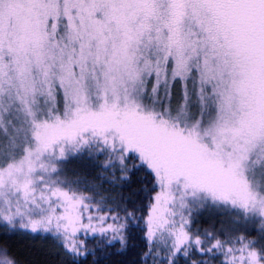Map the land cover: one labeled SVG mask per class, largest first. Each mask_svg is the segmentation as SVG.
Instances as JSON below:
<instances>
[{
  "label": "snow or ice",
  "instance_id": "obj_1",
  "mask_svg": "<svg viewBox=\"0 0 264 264\" xmlns=\"http://www.w3.org/2000/svg\"><path fill=\"white\" fill-rule=\"evenodd\" d=\"M20 234L42 264H264V0H0V264Z\"/></svg>",
  "mask_w": 264,
  "mask_h": 264
},
{
  "label": "trees",
  "instance_id": "obj_2",
  "mask_svg": "<svg viewBox=\"0 0 264 264\" xmlns=\"http://www.w3.org/2000/svg\"><path fill=\"white\" fill-rule=\"evenodd\" d=\"M86 165L81 161L71 160L67 164V170L71 173L73 170H85ZM217 214V212L213 209ZM217 216H220L219 214ZM215 220V219H214ZM214 222L211 215L199 219V224L202 226H215L219 227V221ZM12 253L20 261V264H42L44 261H51L52 256L49 255L48 249L50 248V240L48 238H40L20 234L13 240L9 241Z\"/></svg>",
  "mask_w": 264,
  "mask_h": 264
},
{
  "label": "rangeland",
  "instance_id": "obj_3",
  "mask_svg": "<svg viewBox=\"0 0 264 264\" xmlns=\"http://www.w3.org/2000/svg\"><path fill=\"white\" fill-rule=\"evenodd\" d=\"M212 217V220L214 222H217L216 220H220L222 217L221 216H217L218 213L216 214L213 209H207V210H204L203 212L200 213L199 217L197 218L198 219V222H199V219H201L202 217H207V216H210ZM215 219V220H214Z\"/></svg>",
  "mask_w": 264,
  "mask_h": 264
}]
</instances>
